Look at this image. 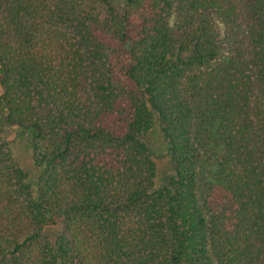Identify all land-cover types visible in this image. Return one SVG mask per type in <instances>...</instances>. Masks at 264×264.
<instances>
[{
    "label": "trees",
    "instance_id": "16d2710c",
    "mask_svg": "<svg viewBox=\"0 0 264 264\" xmlns=\"http://www.w3.org/2000/svg\"><path fill=\"white\" fill-rule=\"evenodd\" d=\"M0 89V264H264V0H0Z\"/></svg>",
    "mask_w": 264,
    "mask_h": 264
},
{
    "label": "rangeland",
    "instance_id": "374dc122",
    "mask_svg": "<svg viewBox=\"0 0 264 264\" xmlns=\"http://www.w3.org/2000/svg\"><path fill=\"white\" fill-rule=\"evenodd\" d=\"M0 89V94H1ZM4 139L10 147L12 154L20 167L29 174V180L36 184L40 169L35 165L34 155L38 146L36 133L31 129L19 126L6 125L4 127ZM150 143L153 150V157L158 167L157 183L159 186L165 184L170 174V159L167 156L166 146L160 137L158 130L150 135Z\"/></svg>",
    "mask_w": 264,
    "mask_h": 264
}]
</instances>
